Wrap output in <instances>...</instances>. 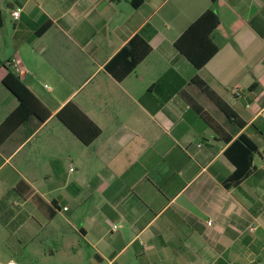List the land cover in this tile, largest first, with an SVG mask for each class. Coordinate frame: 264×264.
<instances>
[{"label": "crops", "instance_id": "obj_1", "mask_svg": "<svg viewBox=\"0 0 264 264\" xmlns=\"http://www.w3.org/2000/svg\"><path fill=\"white\" fill-rule=\"evenodd\" d=\"M218 1L0 0V125L18 105L1 83L8 71L49 112L0 133L4 227L47 225L62 237L67 226L107 264L128 250L130 264H264V0ZM209 9L218 51L195 69L173 44ZM135 34L150 53L117 81L105 65ZM194 77L244 126L227 122ZM68 102L100 129L89 145L56 118ZM240 134L256 145L252 169L225 185L235 166L224 151Z\"/></svg>", "mask_w": 264, "mask_h": 264}, {"label": "trees", "instance_id": "obj_2", "mask_svg": "<svg viewBox=\"0 0 264 264\" xmlns=\"http://www.w3.org/2000/svg\"><path fill=\"white\" fill-rule=\"evenodd\" d=\"M211 2L213 5H219L220 3L218 0H211ZM251 23L253 25L252 21ZM48 25L46 23L37 33L41 34ZM240 26L241 23H235L230 28L229 34L235 33ZM214 31L222 33V27L216 13L209 9L203 12L182 32L175 40L173 46L195 69H200L218 51V46L211 38V34ZM149 53L150 46L147 41L141 38L139 34H135L105 65V71L115 80L120 81L131 73ZM1 83L18 101L16 109L0 125V133H3L1 139H5L29 117H35L39 123L49 117L47 109L28 91L17 76L8 71L2 78ZM190 83L196 85L206 95L224 115L227 122L234 125L236 129L244 126V123L240 121L235 112L203 81L194 77L190 80ZM255 87L256 85L250 86L246 92L252 91ZM196 111L199 117L217 136H222L224 143L230 142L232 136L225 133L221 125L209 114L200 107ZM56 118L84 145H89L100 134V129L72 102L66 103L56 113ZM3 141L0 140V143ZM256 150V145L243 134L238 135L229 144L224 151V155L235 166V170L224 183L225 185H236L251 172L252 155Z\"/></svg>", "mask_w": 264, "mask_h": 264}, {"label": "rangeland", "instance_id": "obj_3", "mask_svg": "<svg viewBox=\"0 0 264 264\" xmlns=\"http://www.w3.org/2000/svg\"><path fill=\"white\" fill-rule=\"evenodd\" d=\"M209 111L221 122L214 112ZM94 255L97 254L82 241L81 236L67 226L65 235L60 237L53 235L47 225L35 233H24L0 223V264L7 260L17 264H107V258L100 261L98 257V261H93ZM129 256L133 257L132 250L125 252L115 264L135 262L134 258L130 262Z\"/></svg>", "mask_w": 264, "mask_h": 264}, {"label": "built area", "instance_id": "obj_4", "mask_svg": "<svg viewBox=\"0 0 264 264\" xmlns=\"http://www.w3.org/2000/svg\"><path fill=\"white\" fill-rule=\"evenodd\" d=\"M19 13H20V9H15V10H13L12 13H11L12 18H13L14 20H16V19L19 17ZM14 65L17 67L16 64H14ZM17 71L19 72V74H23V71H22V70L17 69ZM71 170H72V169H70V171H71ZM63 210H65V208H63ZM115 229H116V226L113 225V226L111 227V231H114ZM249 231H252V228H249ZM3 264H17V263L14 262L13 260H7V261L4 262Z\"/></svg>", "mask_w": 264, "mask_h": 264}, {"label": "water", "instance_id": "obj_5", "mask_svg": "<svg viewBox=\"0 0 264 264\" xmlns=\"http://www.w3.org/2000/svg\"><path fill=\"white\" fill-rule=\"evenodd\" d=\"M98 259L97 255H94V257L92 258L93 261H96Z\"/></svg>", "mask_w": 264, "mask_h": 264}]
</instances>
